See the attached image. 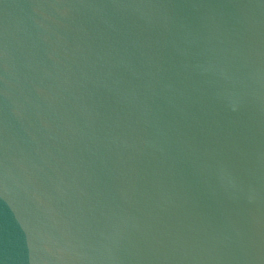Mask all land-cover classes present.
<instances>
[{
	"label": "water",
	"instance_id": "1",
	"mask_svg": "<svg viewBox=\"0 0 264 264\" xmlns=\"http://www.w3.org/2000/svg\"><path fill=\"white\" fill-rule=\"evenodd\" d=\"M0 264H264V0H0Z\"/></svg>",
	"mask_w": 264,
	"mask_h": 264
}]
</instances>
